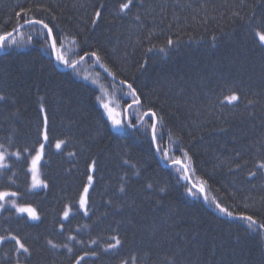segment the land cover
Masks as SVG:
<instances>
[{"label": "trees", "instance_id": "trees-1", "mask_svg": "<svg viewBox=\"0 0 264 264\" xmlns=\"http://www.w3.org/2000/svg\"><path fill=\"white\" fill-rule=\"evenodd\" d=\"M122 3L0 0V35L12 33L0 47V151L9 154L0 191L19 193L8 199L40 217L5 206L0 236L30 248L20 264H264V233L238 218L264 222V169L256 167L264 162V51L252 31L264 23V0H133L120 12ZM22 9L30 11L17 17ZM36 19L53 28L57 52L46 29L25 23ZM100 101L118 111L122 128L113 129ZM41 144L47 187L32 191ZM93 161L85 216L79 200ZM114 236L121 243L108 248ZM14 249L0 243V264H15Z\"/></svg>", "mask_w": 264, "mask_h": 264}, {"label": "snow or ice", "instance_id": "snow-or-ice-1", "mask_svg": "<svg viewBox=\"0 0 264 264\" xmlns=\"http://www.w3.org/2000/svg\"><path fill=\"white\" fill-rule=\"evenodd\" d=\"M133 0H127V3H122L120 5V12H124L125 10L129 9L131 4H132ZM101 8H103V5H101ZM30 11V10H27ZM27 11L26 10H21L20 12L16 13L17 17H21L22 15H27ZM46 11V9H45ZM102 16V12L100 9H97L95 11V16L92 19L91 23L93 25L97 24L98 20L101 18ZM137 19H139L137 17ZM25 23H30V24H39L41 25V27L43 29L47 30V39L49 41H51V48L53 52H57V48H56V44L57 41L54 38V30L53 28L49 27V25L47 23H45L43 20L40 19H36V20H26ZM252 31L254 32L255 38H257V46L264 51V23H261L259 25H257L256 27L252 28ZM12 35L11 32L6 33L5 35H0V47L3 46V43L6 39V37H10ZM173 43L172 40H168V44L171 45ZM151 51V50H150ZM160 51H164V49H160ZM86 56L90 55L92 57L95 58L96 62H99L100 57L98 56V54L96 52H91V53H85ZM56 59L62 63H64L66 66H71V67H75V64H68V61L61 55L57 54ZM81 59H83V57H81ZM103 67V65H101ZM105 71H108V69H105ZM109 75H113L112 72H109ZM120 84L122 85H126L127 88L130 90V95L133 97V103L140 105L141 100L140 97L137 95L136 90L133 88L132 84L127 83L124 80L120 81ZM6 98L3 95H0V101L5 100ZM226 101L231 104L234 101L238 100V96L236 94H232L229 95L227 97H225ZM251 103V101L249 102ZM104 108L108 111V116L109 119L112 122V126L115 129H120L122 128L124 125L122 123L121 120L116 119L112 110L109 108L108 104L103 105ZM131 107V105H129V108ZM41 112H44L45 109L43 108V106L40 109ZM125 113H127V110H125ZM145 116H151L153 123H152V142L155 143L156 141V135H155V130H156V112L152 111L151 109H149L148 112L144 113ZM141 119H143L141 117ZM44 124H45V131H44V140L48 141V132H47V125H48V118L45 115L44 117ZM129 127H134V125H129ZM66 142L63 140H58L55 144V147L57 150H61L62 145H64ZM45 147V144H41L40 145V149L37 152V154L32 158L31 161V168L29 169V172H31L32 174V182H31V189H36L39 187H47V184L44 183L43 180H41L39 178V173L37 171V164L41 159V154L43 152V149ZM0 149H3V145H0ZM25 151L27 152L28 150L25 149ZM9 154L7 153V150L4 149L3 151H0V168L3 169H7L9 168V165L7 163H5V160L7 158ZM10 155L15 156L17 159H20L21 157V153L20 152H15V153H11ZM69 155H75V153H69ZM185 155H187V153H185ZM165 156H167V152H165ZM125 163H128L127 161H125ZM176 163H179V161H177ZM239 167V166H238ZM256 167L258 169H264V162H260L256 165ZM95 171V161H93L92 164H90L88 166V172L89 175L87 177V185L84 186V190H83V194L80 196V200H79V207L80 210L83 211L84 215L87 216L88 215V198H87V193L89 191V186L93 183V179L94 176L92 173H94ZM250 176H255L256 173L255 172H250L249 173ZM149 187H151V185H149ZM121 192L124 191V188L122 187L120 189ZM163 191V189H162ZM189 194L195 195V193L192 192L191 189L188 190ZM200 192H203L204 189L201 188L199 189ZM19 195V193L17 192H9V191H0V209H4L6 204H11L12 207H14L16 209L17 213H27L28 217L32 220H38L40 217L37 214V211L35 208L31 207V206H21V205H17V203L15 201H11L8 198L9 197H15ZM205 199H207V197H205ZM216 208L219 209V211L227 216H232V213L230 211H228L226 208L221 207V205L219 203L216 204ZM69 208L66 206L65 211L63 213V218L66 219L69 216ZM241 220L247 221L248 222V227L254 231L258 230L260 233H264V222H260L258 224L257 220L254 219L251 215H241L240 217H238ZM63 229V225H61V230ZM75 237L74 236H69L68 240H74ZM113 240H115V244H109L108 248H115L117 247L121 241L119 239H117L115 236L112 237ZM6 240H12L15 242V252L18 254L17 255V259L15 264H20V256L21 255H30V248L21 241L20 238H18L16 235H12L9 234L8 236H0V243L6 241ZM96 241H92V243H95ZM47 243L52 247V248H56L57 245L54 244L51 240H48ZM65 248H68L67 244L62 245ZM69 251H72L71 248H68ZM107 250V249H106ZM92 255H96L95 252L91 253ZM85 255H88V253H85ZM83 260V257H80L76 264H80V261Z\"/></svg>", "mask_w": 264, "mask_h": 264}, {"label": "rangeland", "instance_id": "rangeland-1", "mask_svg": "<svg viewBox=\"0 0 264 264\" xmlns=\"http://www.w3.org/2000/svg\"><path fill=\"white\" fill-rule=\"evenodd\" d=\"M100 103H101V105H102V107H103V111H104V114H106V116L107 117H109L108 116V111L104 108V106L103 105H105V104H109V102H107V101H100ZM109 106V108L112 110V112H113V114H114V116H115V118L116 119H119V114H118V111L113 107V106H111V105H108ZM114 130H115V128H113ZM118 130V129H117ZM116 130V131H117ZM43 140H44V136H43ZM39 149H40V147H39ZM39 151V150H38ZM37 151V152H38ZM37 152H36V154H37ZM35 154V155H36ZM34 155V156H35ZM33 156V157H34ZM32 157V158H33ZM31 161H32V159H31ZM30 168H31V166H30ZM37 171H38V173H39V169H38V164H37ZM30 176H31V182H32V174H31V172H30ZM39 178L41 179V177H40V174H39ZM42 180V179H41ZM30 186H31V183H30ZM43 187H39V188H36V189H31V187H30V189L32 190V191H37V190H40V189H42ZM9 200H11V201H15L14 199H9ZM16 202V201H15ZM18 205V204H17ZM5 206H7V207H12V205L9 203V204H6ZM12 208H14V207H12ZM15 209V208H14ZM1 210V209H0ZM16 210V209H15ZM21 214H24V215H26L27 217H28V215H27V213H21ZM28 219L29 220H31V221H36V220H32V219H30L29 217H28Z\"/></svg>", "mask_w": 264, "mask_h": 264}, {"label": "water", "instance_id": "water-1", "mask_svg": "<svg viewBox=\"0 0 264 264\" xmlns=\"http://www.w3.org/2000/svg\"><path fill=\"white\" fill-rule=\"evenodd\" d=\"M185 175H186V178H187V174H186V171H185Z\"/></svg>", "mask_w": 264, "mask_h": 264}]
</instances>
